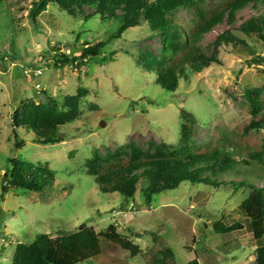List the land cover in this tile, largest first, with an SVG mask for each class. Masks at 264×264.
I'll return each mask as SVG.
<instances>
[{
	"label": "rangeland",
	"instance_id": "374dc122",
	"mask_svg": "<svg viewBox=\"0 0 264 264\" xmlns=\"http://www.w3.org/2000/svg\"><path fill=\"white\" fill-rule=\"evenodd\" d=\"M220 1L206 0L208 6ZM31 8L16 0L0 6V264H12L16 247L41 234L49 236L50 258L56 264H116V259L146 264L156 245L150 232L165 239L175 253L174 264H188L195 258L199 264H256L257 243L249 232L226 236L214 232L215 223L240 220L239 206L246 194L182 183L147 206L139 197L127 200L101 193L84 164L95 149L105 154L132 142L143 149L151 142L177 149L184 114L194 116L196 145L231 136L249 120L246 91L264 89L262 41L254 36L244 38L247 45L222 48L221 65L189 74L175 92H167L157 84L156 72L144 68L149 62L142 55L161 52L160 38L146 24L117 37L118 22L77 20L53 7L33 19ZM259 15H264V6L250 5L238 12L235 27ZM178 18L185 23L192 16L180 11ZM228 28L225 21L205 36V42ZM97 44L104 46L102 61L82 69L51 67L56 56L79 59L85 48ZM79 88L87 89L88 96L80 118L61 130L64 141L39 145L29 131L13 133L17 108L45 101L44 93L63 103ZM19 141L24 144L17 148ZM13 159L33 166L47 163L54 186L44 193L17 188L3 193ZM253 181L264 186V178ZM197 192L209 195L204 207L193 201ZM110 225L139 246L141 253L131 257L117 251L83 263L57 244L61 235L80 229L101 233Z\"/></svg>",
	"mask_w": 264,
	"mask_h": 264
},
{
	"label": "trees",
	"instance_id": "16d2710c",
	"mask_svg": "<svg viewBox=\"0 0 264 264\" xmlns=\"http://www.w3.org/2000/svg\"><path fill=\"white\" fill-rule=\"evenodd\" d=\"M6 1L0 0V6ZM16 3L31 5L29 11L33 19L53 7L77 20L99 18L118 22L117 37L146 24L160 38L161 52L159 56L149 52L142 55L149 62L144 68L156 72L157 84L167 92H175L181 80L189 79V74H201L212 66L221 65L220 51L224 47L247 45L244 38L254 36L264 44V15L251 17L235 27L238 12L250 5L264 6V0H221L214 6H208L206 0H16ZM180 11L189 12L192 18L182 23L178 18ZM225 21L229 28L211 42H205V36ZM103 48V44L89 46L79 59L60 54L51 67L82 69L91 62L102 61ZM44 94L45 101H31L16 109L12 117L13 133L26 130L33 134V143L53 145L64 141L63 127L80 118L88 90L79 88L63 103ZM245 97L249 120L229 137L196 145L192 138L194 116L184 114L177 149L154 142L149 143L147 149L132 142L105 154L95 149L84 164L86 173L94 179L101 193L119 194L127 200L139 197L147 206L154 197L174 191L182 183L215 190L228 188L234 195L246 194L239 206L240 220L233 224L215 223L214 232L226 236L246 230L257 243L256 264H264V186L253 181L255 177L264 178V89L247 90ZM23 144L19 141L15 147ZM10 163L11 176L2 188L3 193L10 188L44 193L54 186L55 177L47 163L33 166L19 159ZM193 201L198 207H204L209 195L197 192ZM149 234L156 245L150 249L146 264H174L175 253L165 245V239L154 232ZM140 236L142 234L136 235ZM57 244L83 263L117 251L131 257L141 253V248L120 234L115 225L101 233L80 229L61 235ZM114 262L126 264L118 259ZM12 264H56L50 258L49 236L41 234L32 242L20 243ZM188 264H199V261L195 258Z\"/></svg>",
	"mask_w": 264,
	"mask_h": 264
},
{
	"label": "built area",
	"instance_id": "2783aa9c",
	"mask_svg": "<svg viewBox=\"0 0 264 264\" xmlns=\"http://www.w3.org/2000/svg\"><path fill=\"white\" fill-rule=\"evenodd\" d=\"M38 73L40 74V72L38 71Z\"/></svg>",
	"mask_w": 264,
	"mask_h": 264
}]
</instances>
